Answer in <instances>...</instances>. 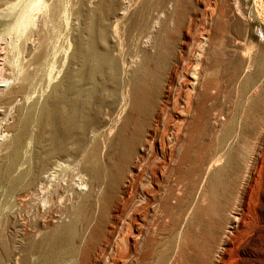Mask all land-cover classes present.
I'll use <instances>...</instances> for the list:
<instances>
[{
	"label": "rangeland",
	"instance_id": "374dc122",
	"mask_svg": "<svg viewBox=\"0 0 264 264\" xmlns=\"http://www.w3.org/2000/svg\"><path fill=\"white\" fill-rule=\"evenodd\" d=\"M0 76V264H264V0H0Z\"/></svg>",
	"mask_w": 264,
	"mask_h": 264
},
{
	"label": "bare ground",
	"instance_id": "6f19581e",
	"mask_svg": "<svg viewBox=\"0 0 264 264\" xmlns=\"http://www.w3.org/2000/svg\"><path fill=\"white\" fill-rule=\"evenodd\" d=\"M144 7V6H143ZM146 8V7H145ZM144 10V9H143ZM147 13V12H146ZM139 15V14H138ZM27 17H28V9H24L23 11H20V13H19V15H18V17H17V19H16V27L18 28V27H21L26 21H27ZM141 17V16H140ZM144 17V16H143ZM144 18H146V17H144ZM143 18V19H144ZM141 19V18H140ZM149 22V21H148ZM144 24V23H143ZM168 26V25H167ZM166 27V26H165ZM166 30H168V29H165V31ZM132 31V30H131ZM130 31V32H131ZM164 31V32H165ZM167 33V32H166ZM167 35V34H166ZM143 37V36H142ZM141 37V38H142ZM147 37H149V35L147 36ZM131 40H133V39H131ZM130 42V41H129ZM145 42V41H144ZM146 42H148V41H146ZM145 44V43H144ZM93 48V47H92ZM91 51H94V50H91ZM189 52V51H188ZM81 53V52H80ZM88 53H90V51L88 52ZM95 53V52H94ZM99 53V52H98ZM189 53H191V52H189ZM188 53V54H189ZM87 54V53H86ZM91 54V53H90ZM90 54H88V55H90ZM93 54V53H92ZM91 54V55H92ZM62 55V54H61ZM60 55V56H61ZM94 55V54H93ZM92 55V56H93ZM98 55V54H97ZM183 55V54H182ZM185 55V54H184ZM63 56V55H62ZM188 56V55H187ZM84 57H85V55H84ZM96 58H95V62H93V60H92V62L93 63H96V66H94L95 67V69H96V72L98 71V72H101V73H108V75L110 76V78H114V77H116L115 76V73L117 72L116 71V68H117V64H116V62L114 61V60H110L109 58H108V56L107 55H98V56H95ZM146 57L148 58V59H150V57L151 56H149L148 54H146ZM91 58V57H90ZM89 58V59H90ZM180 58H182V57H180ZM186 58V57H185ZM87 59V58H86ZM184 59V58H183ZM88 60V59H87ZM185 60H187L188 61V59H185ZM91 61V60H90ZM89 61V62H90ZM91 62V63H92ZM191 62V61H190ZM186 64V63H185ZM190 64V63H189ZM50 65V64H49ZM65 65V64H64ZM94 69V70H95ZM118 69V68H117ZM53 70V69H52ZM118 73V72H117ZM120 73V72H119ZM74 75V74H73ZM98 75V74H97ZM64 76V75H63ZM75 76V75H74ZM77 76H78V74H77ZM107 76V75H106ZM1 77V76H0ZM103 77V76H102ZM117 77H118V75H117ZM119 77H120V75H119ZM60 78V77H59ZM72 78V77H71ZM104 78V77H103ZM136 78V77H135ZM118 79V78H117ZM115 80V79H114ZM113 80V81H114ZM4 81H6V79H2V78H0V82H4ZM72 81V80H71ZM109 81V80H108ZM120 81V80H119ZM119 81H116L117 83L119 82ZM122 81V80H121ZM79 82V81H78ZM137 82V81H136ZM73 83V82H72ZM72 83H71V85H72ZM127 83V82H126ZM54 84H55V82H54ZM49 85V84H48ZM53 85V84H52ZM75 85V84H74ZM76 85H77V83H76ZM105 85V84H104ZM117 85H119V84H117ZM121 85V84H120ZM13 86V85H12ZM57 86V85H56ZM78 86H79V84H78ZM72 87V86H71ZM15 87L13 86V88L12 89H14ZM79 88V87H78ZM11 89V88H10ZM50 89H51V87H50ZM70 89V88H69ZM73 89V88H72ZM76 89V88H75ZM15 90H17L16 88H15ZM43 90V89H42ZM52 90V89H51ZM66 90V89H65ZM68 90V89H67ZM113 90V89H112ZM10 91V90H9ZM72 91V90H71ZM86 91V90H85ZM101 91V90H100ZM77 92H78V90H77ZM106 92V91H105ZM114 92H115V90H114ZM16 93V92H15ZM40 93H42V92H40ZM48 92H46V94H47ZM50 93V92H49ZM66 93V92H65ZM69 93H71V92H69ZM44 94V93H43ZM72 94H73V92H72ZM77 94H79V93H77ZM110 94V93H109ZM113 94H115V93H113ZM55 95V94H54ZM53 95V96H54ZM60 94H58V96H59ZM64 95V94H63ZM68 95V94H67ZM70 95V94H69ZM69 95H68V97H69ZM102 95V94H101ZM11 96V95H10ZM52 96V97H53ZM57 96V95H56ZM55 96V97H56ZM62 96V95H61ZM64 96H66V95H64ZM71 96V95H70ZM87 96V95H86ZM9 97V96H8ZM40 97V96H39ZM67 97V96H66ZM67 97V98H68ZM72 97V96H71ZM92 97V96H91ZM107 97V96H106ZM134 97V96H133ZM61 98H65V97H61ZM69 99V98H68ZM72 99V98H71ZM70 99V100H71ZM75 99V98H74ZM77 99V98H76ZM49 100H51V99H49ZM48 100V101H49ZM53 100V99H52ZM51 100V102H52V104H50L51 105V107H52V105H53V101ZM58 100V97H57V99L55 100V101H57ZM67 100V99H66ZM59 101H60V98H59ZM58 101V102H59ZM79 101V100H78ZM85 101V100H84ZM61 102H63V101H61ZM67 102V101H66ZM66 102H64V104L66 103ZM71 102H73V100L71 101ZM55 103H57V102H54V105H55ZM68 103V102H67ZM76 103H77V101H76ZM49 104H48V106H49ZM75 104V103H74ZM78 104V103H77ZM44 105H46V104H44ZM59 105H60V103H59ZM58 105V106H59ZM57 106V105H56ZM62 106V105H61ZM67 106V105H66ZM66 106H65V108H66ZM71 106H72V104H71ZM40 107H44L45 108V106H40ZM49 108V111H48V114H46V115H49V117H50V119H48V121L50 120V121H53L54 122V128H58L59 126H61V125H64V126H66V124L68 123H71L72 124V121H68V120H66V118H65V115L63 114V112L62 111H60L61 109H59L58 107L56 108H52V109H50V106L48 107ZM63 109H64V107H62ZM75 108V107H74ZM77 108V107H76ZM78 108H80V105H79V107ZM47 109V108H46ZM70 109V108H69ZM81 109V108H80ZM40 110V109H39ZM43 111L42 112H44V109H42ZM68 110V109H67ZM85 110V109H84ZM31 111V110H30ZM34 111V110H33ZM65 111H66V109H65ZM79 111H81V110H79ZM34 112H36V111H34ZM40 112V111H39ZM47 112V111H46ZM68 112V111H67ZM77 112H78V110H77ZM82 112V111H81ZM79 113V112H78ZM29 114H31L30 112H29ZM28 115V114H27ZM32 115V114H31ZM30 115V116H31ZM34 115V114H33ZM42 115V114H41ZM45 115V116H46ZM70 115H71V113H70ZM87 115V114H86ZM30 116H28V117H30ZM34 116H36V115H34ZM34 116H32V118H34ZM39 116H40V114H39ZM45 116H44V119H45ZM68 117H70L69 115H67ZM74 116V115H73ZM81 116V115H80ZM42 117V116H41ZM86 117V116H85ZM26 117H24V119H25ZM31 118V119H32ZM40 118V117H39ZM43 118V117H42ZM75 119H76V117H75ZM30 120V118L28 119V120H26L25 119V123H24V125L23 126H26L27 125V123H28V121ZM41 120V119H40ZM23 121V120H22ZM39 121V120H38ZM37 121V122H38ZM42 121V120H41ZM41 121H40V123H41ZM67 121V122H66ZM52 122V123H53ZM36 123V122H35ZM51 123V122H50ZM39 124V123H38ZM71 124H69V125H71ZM41 125V124H40ZM50 125H52V124H50ZM20 126V125H19ZM28 126V125H27ZM45 126V125H44ZM49 126V125H48ZM42 127V126H41ZM51 127V126H50ZM45 128H46V126H45ZM62 128V127H61ZM61 128H59V129H61ZM70 128V127H69ZM23 129V128H22ZM58 129V130H59ZM65 129V128H64ZM63 129V130H64ZM85 129V128H84ZM121 129V128H120ZM119 129V130H120ZM231 129V128H230ZM47 131H50V130H48V128H47ZM46 131V132H47ZM122 131V130H121ZM50 132H52V135H53V131H50ZM60 132H61V130H60ZM63 132V131H62ZM65 132V134H66V131H64ZM232 132V131H231ZM28 133V132H27ZM55 133H57V130L55 131ZM81 133V132H80ZM122 133V132H121ZM225 133H226V131H225ZM234 133V132H233ZM232 133V134H233ZM51 134V133H50ZM48 135V134H47ZM59 135H61V134H59L58 133V136ZM24 137V135H19V137L17 138V144L21 141V137ZM55 136H57V134L56 135H54V138H55ZM63 136V135H62ZM81 136V135H80ZM50 137V136H49ZM52 137V136H51ZM230 137H231V135H230ZM59 138L61 139V136H59ZM63 138V137H62ZM222 138H223V136H222ZM56 139V138H55ZM82 139V138H81ZM48 140V139H47ZM50 140H51V138H50ZM63 140V139H62ZM56 141V140H55ZM60 141V140H59ZM224 141V140H223ZM56 143V142H55ZM61 143V142H60ZM59 143V144H60ZM221 144V143H220ZM20 145V144H19ZM18 145V146H19ZM56 145V144H55ZM222 145V144H221ZM225 145V144H224ZM65 146V145H64ZM95 146V145H94ZM151 146V145H150ZM62 150V149H61ZM88 152H90V151H88ZM226 152H227V150H226ZM225 152V153H226ZM148 154V153H147ZM257 155V154H256ZM259 155V154H258ZM144 156V155H143ZM145 156H147V155H145ZM149 157V156H148ZM147 157V159H146V165H144V168L145 169H147V170H150L151 171V173H152V175H156L157 174V171H156V169H153V168H151L152 166H151V162L153 161H150V159ZM223 157V156H222ZM259 157V156H258ZM213 159V158H212ZM211 159V160H212ZM259 158H257V160H258ZM210 160V159H209ZM256 160V159H255ZM256 160V161H257ZM209 162V161H208ZM207 162V163H208ZM212 163V162H211ZM256 163V162H255ZM258 163V162H257ZM144 164H145V162H144ZM143 165V164H142ZM157 165V164H156ZM210 166V165H209ZM97 167V166H96ZM100 167H101V165H100ZM155 167V166H154ZM159 167V166H158ZM157 167V168H158ZM254 167H256V166H254ZM141 168V167H140ZM206 168H208L207 166H206ZM144 169V170H145ZM159 169V168H158ZM143 170V171H144ZM142 172V171H141ZM204 172V171H203ZM206 172H207V170H206ZM205 172V174H207ZM143 173V172H142ZM151 173H149V174H151ZM141 174V173H140ZM153 176V177H154ZM207 176V175H206ZM134 177V176H133ZM138 177V176H137ZM149 178V177H148ZM152 179V178H151ZM103 180V179H102ZM203 181H204V179H203ZM154 190V189H153ZM137 198V197H136ZM137 200V199H136ZM140 208V207H139ZM192 208V207H191ZM132 209V208H131ZM79 212H80V210H79ZM80 215V214H79ZM84 216V215H83ZM82 216V217H83ZM80 217V216H79ZM125 217V216H124ZM244 217V216H243ZM242 217V218H243ZM236 218V217H235ZM239 218V217H238ZM237 218V219H238ZM82 219V218H81ZM89 219V218H88ZM236 219V220H237ZM90 220V219H89ZM235 220V219H234ZM78 221H79V219H78ZM82 221H83V219H82ZM243 221V220H242ZM69 222H71V221H69ZM73 222V221H72ZM86 222H87V220H86ZM124 222V221H123ZM126 222V221H125ZM73 225V224H72ZM76 225V224H75ZM90 225V224H89ZM63 227H64V224H63ZM73 228H74V226H73ZM77 228V227H76ZM76 228H74V229H76ZM61 229V228H60ZM66 231L67 230H71L72 229V226H70V225H66L65 226V228H64ZM73 229V230H74ZM65 230L63 231V232H59V231H61V230H57V231H54L53 233H52V235H50V238H49V244H50V247H49V250H50V257H49V259H48V261H47V264H77V260H78V255H79V251L72 245V242H73V237H74V235H75V230L73 231V230H71L72 232H71V235H67L66 234V232H65ZM125 231V230H124ZM69 232V231H68ZM78 232V231H77ZM74 233V235H72ZM80 235V234H79ZM78 237V236H77ZM84 239V238H83ZM73 243H75V242H73ZM76 244V243H75ZM81 245V244H80ZM83 250H85V249H83ZM82 251V250H81ZM80 251V252H81ZM87 252V251H86ZM85 252V253H86ZM49 254V253H48ZM81 254V253H80ZM47 255V254H46ZM80 256V255H79ZM86 256V255H85ZM111 256V255H110ZM48 257V256H47ZM122 257V256H121ZM45 258V257H44ZM76 258H77V260H76ZM86 258V257H85ZM107 258V257H106ZM79 259H81V258H79ZM96 259V258H95ZM82 260V259H81ZM169 261H170V259H169ZM46 262V261H45ZM81 262V261H80ZM171 262H172V260H171ZM169 263V262H168ZM87 264V263H86Z\"/></svg>",
	"mask_w": 264,
	"mask_h": 264
}]
</instances>
